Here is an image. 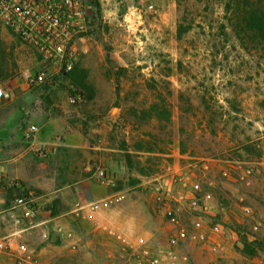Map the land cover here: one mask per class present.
<instances>
[{"label":"rangeland","instance_id":"374dc122","mask_svg":"<svg viewBox=\"0 0 264 264\" xmlns=\"http://www.w3.org/2000/svg\"><path fill=\"white\" fill-rule=\"evenodd\" d=\"M229 1L90 0L74 70L35 87L0 25V264H264V41Z\"/></svg>","mask_w":264,"mask_h":264},{"label":"built area","instance_id":"2783aa9c","mask_svg":"<svg viewBox=\"0 0 264 264\" xmlns=\"http://www.w3.org/2000/svg\"><path fill=\"white\" fill-rule=\"evenodd\" d=\"M90 0H0V25L28 46L42 62L41 69L28 76V86L42 85L53 74H67L74 70L79 58V44L87 34ZM8 94L0 89V97ZM80 101L79 95L70 98ZM38 128L30 125L24 130V138H33ZM104 170H98L96 178L103 180ZM2 176L0 174V182ZM39 199L33 190H22L13 199V208L22 218H33L40 210ZM93 205V209H98ZM246 212L248 208L244 209ZM4 244L0 242V250ZM15 264H21L16 262Z\"/></svg>","mask_w":264,"mask_h":264},{"label":"trees","instance_id":"16d2710c","mask_svg":"<svg viewBox=\"0 0 264 264\" xmlns=\"http://www.w3.org/2000/svg\"><path fill=\"white\" fill-rule=\"evenodd\" d=\"M239 3L242 7L234 17L243 25L239 31L240 37L264 41V0H230L227 9Z\"/></svg>","mask_w":264,"mask_h":264},{"label":"crops","instance_id":"0c3cea01","mask_svg":"<svg viewBox=\"0 0 264 264\" xmlns=\"http://www.w3.org/2000/svg\"><path fill=\"white\" fill-rule=\"evenodd\" d=\"M15 93H18L19 91H20V89H18L17 87L16 88H14V90H13ZM6 93H10V92H8V91H5ZM40 184V183H39ZM39 184H37V185H39ZM76 194L77 195H79V192L77 191V189H76Z\"/></svg>","mask_w":264,"mask_h":264}]
</instances>
